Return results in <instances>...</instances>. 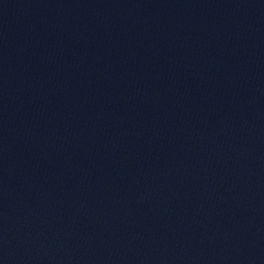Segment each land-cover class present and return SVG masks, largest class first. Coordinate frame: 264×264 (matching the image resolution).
Here are the masks:
<instances>
[{"label": "water", "instance_id": "water-1", "mask_svg": "<svg viewBox=\"0 0 264 264\" xmlns=\"http://www.w3.org/2000/svg\"><path fill=\"white\" fill-rule=\"evenodd\" d=\"M0 264H264V0H0Z\"/></svg>", "mask_w": 264, "mask_h": 264}]
</instances>
